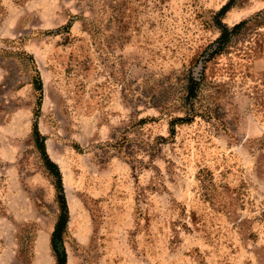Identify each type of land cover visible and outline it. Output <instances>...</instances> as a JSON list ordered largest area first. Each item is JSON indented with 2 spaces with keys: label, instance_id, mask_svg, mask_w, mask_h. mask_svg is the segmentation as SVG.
<instances>
[{
  "label": "rangeland",
  "instance_id": "1",
  "mask_svg": "<svg viewBox=\"0 0 264 264\" xmlns=\"http://www.w3.org/2000/svg\"><path fill=\"white\" fill-rule=\"evenodd\" d=\"M36 125L67 264H264V0H0V264L57 262Z\"/></svg>",
  "mask_w": 264,
  "mask_h": 264
},
{
  "label": "trees",
  "instance_id": "2",
  "mask_svg": "<svg viewBox=\"0 0 264 264\" xmlns=\"http://www.w3.org/2000/svg\"><path fill=\"white\" fill-rule=\"evenodd\" d=\"M259 18H260L259 14L254 17V19H259ZM248 21H250V19L241 21L237 23L232 29L228 27H223L221 36L215 43L209 46V48L205 51L204 56L207 58H211L216 54L222 52L225 49V47L228 45L230 40L232 39L233 35H235ZM189 80L190 81L185 89V96L183 97L184 98L183 100L187 101L188 103H192L198 95L201 78L199 76H195V77L192 76ZM36 82H37L36 89L40 92V96H39L40 98L38 104V113H39L41 109V99L43 92V82L41 80L40 75L37 76ZM193 119H194V115L190 113L172 119L171 132L173 134L175 133V125L177 123H187V122H191ZM35 135H36V141L39 144L40 152L42 154V158L44 160L45 166L57 180L56 186L59 192L58 197L61 199L63 204L61 215L58 219L55 230L51 237L52 246L55 250V254L57 258L56 264H67V257L65 251H61V247L59 248L57 245L58 242L62 241L63 234L66 231L68 218H69L66 201L63 196V182H62L61 171L58 164L49 157L46 149L45 137L40 133L37 125L35 126Z\"/></svg>",
  "mask_w": 264,
  "mask_h": 264
},
{
  "label": "crops",
  "instance_id": "3",
  "mask_svg": "<svg viewBox=\"0 0 264 264\" xmlns=\"http://www.w3.org/2000/svg\"><path fill=\"white\" fill-rule=\"evenodd\" d=\"M8 250H10L11 252H10V254H6V256H8V255L10 256V262H11V260H14L15 251L13 249H8ZM34 263H35V261H34Z\"/></svg>",
  "mask_w": 264,
  "mask_h": 264
}]
</instances>
